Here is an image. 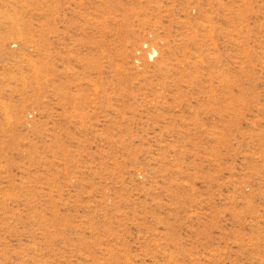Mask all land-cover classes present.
<instances>
[{
	"label": "rangeland",
	"instance_id": "obj_1",
	"mask_svg": "<svg viewBox=\"0 0 264 264\" xmlns=\"http://www.w3.org/2000/svg\"><path fill=\"white\" fill-rule=\"evenodd\" d=\"M0 264H264V0H0Z\"/></svg>",
	"mask_w": 264,
	"mask_h": 264
}]
</instances>
